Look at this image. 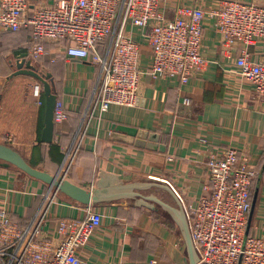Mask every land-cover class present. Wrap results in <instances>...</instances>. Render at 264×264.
<instances>
[{
	"label": "crops",
	"instance_id": "crops-1",
	"mask_svg": "<svg viewBox=\"0 0 264 264\" xmlns=\"http://www.w3.org/2000/svg\"><path fill=\"white\" fill-rule=\"evenodd\" d=\"M220 1L224 0H183L189 7L200 5L207 10ZM235 1L264 6V0ZM167 16L172 19L173 11L168 10ZM142 33L134 29L132 36L141 42ZM30 38L27 29L0 32V144L15 149L31 166L56 175L83 137L67 169L66 179L73 184L88 190L146 184L168 186L150 179L161 178L169 181L184 202L193 207L207 193L208 152L234 147L256 172L252 195L259 189L249 235L264 237V98L236 72V62L244 52L254 61L264 59V41L250 47L236 42L228 48L207 19L202 54L211 64L202 76L182 86L176 80L158 81L144 75L136 107L113 106L108 112H96L92 119L98 68L91 59L65 58L57 52L60 45L47 44L49 52L59 54L58 60L47 61V67L43 64L39 70L52 73L53 89L68 112V119L55 125L52 146H59L63 153L57 163L50 157V153L53 158L56 154L51 146L40 144L44 116L38 104L43 98L38 81L29 76H13L17 58L28 54ZM141 54L142 67L147 68L149 48L142 46ZM185 97L191 99V106L181 104ZM10 136L13 142L8 141ZM140 192L174 207L179 202L165 188ZM161 210L165 211L161 207L155 211L138 207L132 199L85 206L61 193L55 194L48 185L0 161V213L6 212L21 228L46 212L43 233L57 242L55 231L60 219L84 220L90 212L101 216V227L79 252L81 264H185L181 231L173 217L167 211L168 217L161 215Z\"/></svg>",
	"mask_w": 264,
	"mask_h": 264
},
{
	"label": "built area",
	"instance_id": "built-area-1",
	"mask_svg": "<svg viewBox=\"0 0 264 264\" xmlns=\"http://www.w3.org/2000/svg\"><path fill=\"white\" fill-rule=\"evenodd\" d=\"M168 10L174 13L172 19ZM207 19L228 48L236 42L250 47L264 41V6L255 3L224 0L207 10L200 5L189 7L183 0H52L46 5L0 0V32L29 28L28 58L38 69L47 61L55 63L59 54L80 61L91 59L98 68L90 119L113 106L136 107L144 75L158 81L176 80L182 86L202 76L211 64L202 54ZM134 29L143 32L141 42L133 38ZM49 43L60 45L59 54L47 50ZM142 46L150 51L147 68L141 64ZM236 64L240 79L264 98V59L254 61L244 52ZM38 104L45 105L42 100ZM181 104L189 107L192 101L185 97ZM67 119L68 112L58 101L55 125ZM82 139L65 159V176ZM8 141L13 142V137ZM206 168L207 193L195 207L186 204L169 181L150 179L167 184L181 203L199 264H264V237L247 234L256 172L234 147L208 152ZM45 221L42 211L21 228L6 212L0 213L3 264H81L80 250L102 224L95 212L84 220L64 217L53 242L43 233Z\"/></svg>",
	"mask_w": 264,
	"mask_h": 264
},
{
	"label": "water",
	"instance_id": "water-1",
	"mask_svg": "<svg viewBox=\"0 0 264 264\" xmlns=\"http://www.w3.org/2000/svg\"><path fill=\"white\" fill-rule=\"evenodd\" d=\"M34 2L38 0H32ZM16 72L13 76L24 75L34 78L38 81L39 89L41 88L44 95V129L41 136V142L46 145H52L55 141V121L54 112L58 102V96L53 89V81L50 73L41 72L36 65L28 58V54L20 55L15 63ZM163 151V147H161ZM0 161L7 167L14 166L24 174L35 180L41 181L48 185L55 194L61 193L71 200L85 206H99L108 202L120 199L135 200L136 206L144 207L151 211H155L157 207H161L167 211L177 223L183 236L186 247L185 264H199L197 253L192 241L189 224L185 212L179 202L176 207L166 203L156 196H145L140 191L153 187L165 188L171 194L176 196L170 187L160 184H146L133 186H119L109 189H87L73 184L66 179L62 172V167L58 174L51 175L47 171L31 166L26 159L12 147L0 144ZM161 186V187H160ZM259 189L253 195L252 208L248 220L247 234L251 227L255 208L257 205Z\"/></svg>",
	"mask_w": 264,
	"mask_h": 264
},
{
	"label": "trees",
	"instance_id": "trees-1",
	"mask_svg": "<svg viewBox=\"0 0 264 264\" xmlns=\"http://www.w3.org/2000/svg\"><path fill=\"white\" fill-rule=\"evenodd\" d=\"M25 29H27L29 32H30V36H31V31H30V29L29 28H25ZM23 30V29H22ZM21 30V31H22ZM31 39V38H30ZM30 46H31V43H30V45H29V48H30ZM46 47H47V44H46ZM104 46H101L100 47V50H102V48H103ZM58 50V49H57ZM58 52V51H57ZM47 65L48 64H44V66L45 67H47ZM45 69V68H44ZM44 73H50L51 74V76H52V73L48 70V69H45L44 70ZM43 96V98H42V101H44V95H42ZM42 116H44V106L42 107ZM40 144L42 145L43 143L40 141ZM43 145H45V144H43ZM51 146V151H53V152H55L56 154H55V158H53V154H51L50 153V157H51V159H52V161H57V163H60L61 162V160L63 159V153L61 152V150H60V147L58 146H52V145H50ZM253 196V195H252ZM252 199H253V197H252ZM157 219H159L160 220V218L158 217ZM164 223L165 224H168V226L172 229V225L171 224H169L167 221H164Z\"/></svg>",
	"mask_w": 264,
	"mask_h": 264
},
{
	"label": "rangeland",
	"instance_id": "rangeland-1",
	"mask_svg": "<svg viewBox=\"0 0 264 264\" xmlns=\"http://www.w3.org/2000/svg\"><path fill=\"white\" fill-rule=\"evenodd\" d=\"M160 214L163 215V216L165 215V216L168 217V213L165 212V211H163V210L160 211ZM162 219H165V218H162ZM169 219H170V218H169ZM170 220H171V219H170ZM171 221H172V220H171Z\"/></svg>",
	"mask_w": 264,
	"mask_h": 264
}]
</instances>
